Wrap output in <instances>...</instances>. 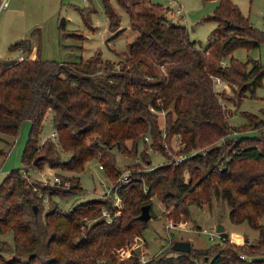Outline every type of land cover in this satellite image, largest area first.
<instances>
[{
    "label": "trees",
    "instance_id": "16d2710c",
    "mask_svg": "<svg viewBox=\"0 0 264 264\" xmlns=\"http://www.w3.org/2000/svg\"><path fill=\"white\" fill-rule=\"evenodd\" d=\"M215 1L210 18L217 28L204 49L189 39L187 28L167 21L161 4L116 0L137 34L114 62L102 60L100 52L67 62L44 60L37 53L33 60L24 58L4 67L0 132L16 136L23 122L30 125L23 168L10 171L0 184V236L11 234L13 243L11 250L10 243L2 241L0 264H141L135 251L121 259L118 251L142 236L147 222L137 217L142 206H152V195L168 210L174 225L191 221L192 205L220 198L228 205L231 221L247 222L258 236L241 246L219 238L205 251L181 253L168 247L166 255L149 263L196 264L202 255L204 264H264V118L242 111L246 122L235 125L229 122L232 108L223 105L236 107L261 86L264 63L249 61L246 69L232 52L240 46L258 47L264 34L232 0ZM102 5L109 31L119 35L123 32L119 15L108 0ZM147 57L166 63L165 74L156 75ZM213 77L238 91L233 95L215 91ZM163 111L161 127L156 112ZM46 125L56 132L55 140L49 136L41 141ZM146 136L159 152L178 136L183 151L195 153L180 164L167 162L146 171V192L135 182L123 185L118 192L122 207L111 222L100 218L103 206H112L110 199L79 201L69 210L58 207L55 196L61 200L79 196V173L94 159L114 177L115 150L121 155L140 152L149 163ZM38 156L43 158L34 166ZM44 166L73 173L70 187L62 185L71 177L53 186L24 177L27 168ZM46 196L50 209L42 202ZM11 251L14 256L8 260L4 254Z\"/></svg>",
    "mask_w": 264,
    "mask_h": 264
},
{
    "label": "rangeland",
    "instance_id": "374dc122",
    "mask_svg": "<svg viewBox=\"0 0 264 264\" xmlns=\"http://www.w3.org/2000/svg\"><path fill=\"white\" fill-rule=\"evenodd\" d=\"M111 6L120 17V27L122 33L114 36L108 29L107 17L104 14L102 0H10L0 12V64L5 59L18 57L19 48L25 50L24 55L30 50L24 49L25 43H30L39 50V56L44 60H56L61 62L86 60L100 52L102 60L114 62L118 58V53L126 52L128 44L136 36L137 31L130 27L129 16L116 0H108ZM154 3L161 4L165 8V16L168 22L180 24L187 28L189 39L194 40L196 44L204 49L208 46V40L211 33L217 28V22L210 18L215 12L218 2L215 0H151ZM232 3L248 19L250 24L258 28L264 34V0H232ZM163 8V9H164ZM181 11L178 12L177 9ZM80 10H82L80 12ZM63 22V28L60 23ZM232 56L239 61L247 64L246 69L251 66L249 61L259 60L264 63V42L258 47L248 49L243 46L236 48ZM146 61L154 69L156 75L165 74L167 64L154 61L152 57H147ZM249 62V63H248ZM7 64L2 65L3 68ZM150 79V78H148ZM215 91L233 95L238 91V87L228 85L221 80V84L214 87ZM249 94V93H248ZM223 105L232 107L231 104L223 102ZM238 111L258 113L260 108H264V82L257 87L254 96L247 95L241 102L236 105ZM155 112V110L152 109ZM232 111V110H231ZM263 113L264 110H261ZM236 112V110H234ZM258 114H255L258 116ZM161 127L164 125L165 111L156 112ZM260 115V114H259ZM245 119V118H244ZM232 124L244 122L243 116L238 112L229 118ZM246 122V119H245ZM29 121L21 124L16 136L0 132V184L5 176L12 170H21L23 168L22 153L25 142L29 133ZM42 137L50 136L53 128L43 126ZM252 134V133H250ZM146 148L149 146L147 154L150 162L146 163L142 156H139L143 148L140 145L137 155H121L117 150L114 151L117 161V176H110L105 169L100 168L97 159L86 164L84 171L79 173L81 189L79 196H71L61 200L59 197L57 204L62 210H69L79 202L91 198L104 199L106 190H110L108 197L112 201L114 192H119L123 185L129 183L137 184L144 188L146 192L145 172L149 169L164 165L165 163L180 164V159L186 158L188 154L195 153L184 152L181 139L178 136L172 137L168 143H165L162 152L155 151L151 147V139L146 136ZM164 137V134H163ZM145 147V146H144ZM144 160V161H143ZM185 160V159H184ZM183 160V161H184ZM34 167L27 168L24 177L31 183L41 182L44 184L45 179L53 180L55 176L63 182V177H71V180L65 181L70 187L73 181V173L62 169H51L46 171ZM75 175V174H74ZM109 175V176H108ZM128 175L129 181L124 183L121 179ZM130 184V185H134ZM49 186H51L49 184ZM120 197V196H119ZM151 220L147 222L146 229L142 232L141 237H137L130 247H125L118 251L119 259L128 258L131 254L139 250V257L146 260H152L157 257L166 255V249L174 240H188L191 242V249L196 251H205L209 246L219 241V235L214 240L210 235L203 233L202 230H215L216 225L222 224L225 231L232 235L236 245H243L247 241H254L258 232L252 229L248 223H233L229 216V208L222 199L213 200L211 204L203 203L201 206H191V221L180 225L179 227H169L173 224L168 218V210L163 208L156 196L150 197ZM43 205L45 209L52 208L46 196ZM174 225V224H173ZM180 227H184L183 229ZM199 227V229L197 228ZM229 239V238H228ZM8 241L12 250L11 234L4 237L0 236V247L2 241ZM230 242L231 241L230 239ZM234 243V242H233ZM166 253V254H165ZM6 259H11L14 255L12 251L4 254ZM196 264H204L203 256L195 260Z\"/></svg>",
    "mask_w": 264,
    "mask_h": 264
},
{
    "label": "built area",
    "instance_id": "2783aa9c",
    "mask_svg": "<svg viewBox=\"0 0 264 264\" xmlns=\"http://www.w3.org/2000/svg\"><path fill=\"white\" fill-rule=\"evenodd\" d=\"M8 1L9 0H0V12L7 5V2ZM177 11L180 12L181 9L178 8ZM22 59H24L23 50L19 49L18 61L19 60H22ZM213 80H214V83H215L216 86L219 85V84H221V80L219 78L213 77ZM56 136H57V134L54 131L50 135V138L52 140L53 139L55 140L56 139ZM144 139L147 140V137H145ZM155 151H158V150H155ZM186 158L180 159L179 162L183 161ZM100 168H102V167L100 166ZM121 180L124 183H127L129 181L128 175H126L125 177H123ZM61 183L62 182L59 180V177L58 176H55L53 178V180H50L49 178L48 179H45L44 185H49L50 184L51 186H53V185H61ZM62 187L64 189H68L69 188L67 186V183H65V182L63 183ZM106 191L107 192H105L104 195H103L104 196V199L106 197H108L107 195H109V192H110V190H108V189ZM111 197H112V201H111V204L110 205H112V206L111 207L110 206H103V208L101 210V214H100V218H102V219L105 218V220L106 221H109V222H111L110 220L112 219V217L117 216L119 214V211L121 210V207H122L121 198L119 197V193L118 192H114V195L111 196ZM44 199H43V201H44ZM176 226L179 227L180 225L169 224V227H176ZM180 228L183 229L184 227H180ZM202 232L209 234L211 240H214L215 239V236L218 235V233H216L215 230L208 231L206 229H203ZM140 262H141V264H153V263H149V260H146L144 257H140Z\"/></svg>",
    "mask_w": 264,
    "mask_h": 264
},
{
    "label": "water",
    "instance_id": "95a60500",
    "mask_svg": "<svg viewBox=\"0 0 264 264\" xmlns=\"http://www.w3.org/2000/svg\"><path fill=\"white\" fill-rule=\"evenodd\" d=\"M42 158H43V156H38L35 159L33 165L36 166L39 159H42ZM33 207H34V213L36 214L37 213V207H35V206H33ZM150 210H151V205L147 204V205L142 206L141 212L137 218L139 220L144 221V222H149L151 220ZM197 228L199 229V227H197ZM215 232L218 233L220 238H223V239L229 238V233L225 231V228L222 224L216 225ZM246 241H247V239H246ZM170 249L174 250L176 252H181V253L190 252L191 251V242L188 240H174L170 244ZM135 254L138 256L140 254V251L136 250Z\"/></svg>",
    "mask_w": 264,
    "mask_h": 264
},
{
    "label": "crops",
    "instance_id": "0c3cea01",
    "mask_svg": "<svg viewBox=\"0 0 264 264\" xmlns=\"http://www.w3.org/2000/svg\"><path fill=\"white\" fill-rule=\"evenodd\" d=\"M10 1V0H9ZM8 1V2H9ZM7 2V4H9ZM25 46L27 47V48H29V52L28 53H26V55H24V52H25V50H23V55H24V58H26V59H31V60H33V59H35L37 56H38V52H39V50L36 48V45L35 46H33V47H31L30 46V43H25ZM19 49H21L22 50V48H19ZM18 57H19V53H18ZM18 57H16V58H11V59H5L4 60V63L3 64H0V69H2L3 68V66L2 65H4V64H10V63H13V62H16V61H18ZM165 72H166V70H165ZM263 82H264V79H263V81H262V85H263ZM232 108V111H233V114H236V112H238L240 115H241V111H238V109L237 108H235V107H231ZM234 110H236V112H234ZM261 110H264V108H260V110L258 111L259 112V114L258 113H253V112H251V113H253V114H258V116L259 117H261V118H264V112L263 113H261L262 111ZM242 111H245V110H242ZM233 114L231 115V117L233 116ZM231 117H229V118H231ZM243 121L244 122H242V123H245V119H244V117H243ZM241 122H237V124H235V123H233V124H235V125H240V124H242ZM51 135V134H50ZM47 138H49V136H47V137H42V139H41V141H43V140H45V139H47ZM46 169V171H50L51 170V168H49V167H46L45 168ZM234 233H232V235H233ZM231 234H229V239H231V241H233L234 243H237V242H235V240L237 241V238L235 239V238H233V236H232ZM235 235V234H234ZM235 239V240H234Z\"/></svg>",
    "mask_w": 264,
    "mask_h": 264
}]
</instances>
